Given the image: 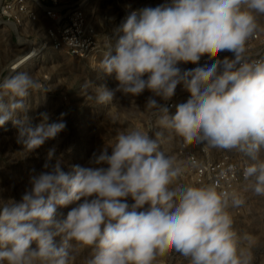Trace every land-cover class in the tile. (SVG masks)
Wrapping results in <instances>:
<instances>
[{
	"label": "clouds",
	"instance_id": "clouds-1",
	"mask_svg": "<svg viewBox=\"0 0 264 264\" xmlns=\"http://www.w3.org/2000/svg\"><path fill=\"white\" fill-rule=\"evenodd\" d=\"M261 17L264 0H165L128 11L96 69L115 87L88 79L80 94L107 106L148 92L153 129L119 131L86 165L49 147L19 200L0 195V264H76L82 252L81 264H166L175 256L252 264L229 211L244 201L215 183L180 182L185 169L162 145L234 151L247 161L245 190L264 196V58L247 55ZM178 87L188 98L172 104ZM53 90L27 72L0 78V127L11 121L17 129L20 159L67 128V113L41 112L35 125L27 115L33 94L46 99Z\"/></svg>",
	"mask_w": 264,
	"mask_h": 264
},
{
	"label": "rangeland",
	"instance_id": "rangeland-1",
	"mask_svg": "<svg viewBox=\"0 0 264 264\" xmlns=\"http://www.w3.org/2000/svg\"><path fill=\"white\" fill-rule=\"evenodd\" d=\"M30 1L36 8L37 2H42L43 6L52 3V0ZM57 1L65 6L77 0ZM162 3L165 0H93L88 8V15L101 48L87 58H77L65 51L53 49H45L43 55L29 58L28 53L32 48H40V33L50 27L52 22L41 11H38L41 23L37 28L30 24L19 27L0 17V78L17 72H27L42 84L54 88L47 94L46 99H42L39 93L30 97L32 109L27 113L30 122L37 124L41 112H48L53 119L60 113H67L66 130L27 159L17 156L21 145L17 143V129L11 121L0 127V189L3 190L0 195L19 200L28 186L30 171L42 169L47 150L53 144L57 146L58 153H65L66 159L71 163L86 165L94 151L104 144L109 146L114 143L119 131L131 127L143 131L153 129L155 118L144 109L145 100L150 95L148 92L137 97L135 102L121 97L112 104L103 106L85 101L80 89L88 79L96 84H107L109 88L115 87L114 77L96 71L105 51L106 37H112L113 29L121 23L128 11L156 7ZM260 24L261 32H264V17L260 18ZM176 142L177 140L162 145L166 154L173 158ZM68 149L72 150L71 153H68ZM175 161L177 162L176 159ZM180 182L191 183L186 177H182ZM247 186L248 182L243 185L239 196L244 201L243 204L230 208L229 211L237 233L241 237H247L242 246L251 253L252 264H264V196L246 191ZM72 206L59 209L58 214L66 216ZM87 254L82 252L76 264H81L82 258ZM166 264H186V261L175 256L167 260Z\"/></svg>",
	"mask_w": 264,
	"mask_h": 264
},
{
	"label": "built area",
	"instance_id": "built-area-1",
	"mask_svg": "<svg viewBox=\"0 0 264 264\" xmlns=\"http://www.w3.org/2000/svg\"><path fill=\"white\" fill-rule=\"evenodd\" d=\"M92 1L77 0L64 6L57 0H52L49 6L37 2L36 8L30 0H2L0 17L19 27L30 24L37 28L41 23L38 11H41L52 25L40 33L42 34L40 48L34 47L30 52L38 56L42 55L45 49H53L65 51L77 58H87L92 57L101 48L95 28L89 21L88 8ZM247 55L253 59L264 58V32L259 31L249 41ZM203 62L202 60L201 63ZM184 67L191 68L194 65ZM187 98L188 93L178 87L170 103L183 102ZM174 158L178 165L185 169L183 177L189 178L191 183H215L221 190L235 193L239 197L243 185L248 182L243 178V168L247 161L234 151L210 149L203 144L184 145L177 140Z\"/></svg>",
	"mask_w": 264,
	"mask_h": 264
},
{
	"label": "bare ground",
	"instance_id": "bare-ground-1",
	"mask_svg": "<svg viewBox=\"0 0 264 264\" xmlns=\"http://www.w3.org/2000/svg\"><path fill=\"white\" fill-rule=\"evenodd\" d=\"M12 26H13V25H12ZM34 52L36 53V52H37V50H36V49H34ZM29 55H30V57H29V58H31L32 56H34V55H33V52H29V53H28V56H29ZM42 55H43V54H42Z\"/></svg>",
	"mask_w": 264,
	"mask_h": 264
}]
</instances>
